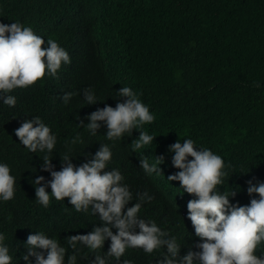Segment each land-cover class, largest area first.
<instances>
[{
    "label": "trees",
    "instance_id": "trees-1",
    "mask_svg": "<svg viewBox=\"0 0 264 264\" xmlns=\"http://www.w3.org/2000/svg\"><path fill=\"white\" fill-rule=\"evenodd\" d=\"M0 21H19L47 40L65 47L90 45L96 51L85 67L83 91L71 92L67 105L59 100L57 83L73 73L58 79L46 75L34 85L13 90L8 94L17 98L15 107L0 101V163L9 165L16 178L14 198L0 201V232L13 264H25L24 242L34 232L58 239L73 254L66 238L99 225L90 212H76L69 198H51L48 207L36 201L37 186L31 181L38 177H44L39 186L52 192L45 155L52 171H61L66 166L63 155H70L79 167L109 145L113 157L106 170L118 168L130 190H141L133 193L131 203L145 191L153 197L140 216L183 241L189 236L177 229L186 227L188 213L167 179L180 171L169 151L179 139L190 138L220 155L228 175L218 187L236 192L232 204H250L248 181H264V0H0ZM106 77L110 83H105ZM123 86L139 93L155 116L140 130L157 138L135 152L131 143L140 131L108 140L107 125L93 136L80 124L95 106L86 103V88L94 89L99 105L115 108L127 99L118 97ZM37 116L57 136L51 153L28 151L15 135L26 119ZM77 133L83 143L73 145ZM157 156L165 158L161 173L150 176L140 159L151 162ZM192 251L199 249L193 246ZM258 253L264 255V242ZM76 255L77 264H90L94 258L84 246H78ZM143 258L134 263L148 264Z\"/></svg>",
    "mask_w": 264,
    "mask_h": 264
},
{
    "label": "clouds",
    "instance_id": "clouds-1",
    "mask_svg": "<svg viewBox=\"0 0 264 264\" xmlns=\"http://www.w3.org/2000/svg\"><path fill=\"white\" fill-rule=\"evenodd\" d=\"M95 56L96 51L90 45L65 47L36 34L33 28L19 21L10 24L0 21V101L15 107L17 98L8 94L13 90L34 85L46 75L58 79L63 73H73L57 83L59 100L67 105L74 95L71 92L83 91L80 89L85 67ZM105 83H110L109 77ZM117 93L118 97L127 99L113 108L99 105L94 89L86 88L85 101L95 106L81 117L80 124L93 136L107 125L108 140L123 139L125 134L131 136L138 130L139 138L131 147L134 152L141 150L157 138L140 130L154 122L155 116L132 88L123 86ZM15 135L30 152L51 153L57 144V136L38 116L26 119ZM78 142L83 143L79 133L71 143ZM169 151L174 154L172 165L180 171L167 179L188 213L186 227L177 230L188 235V240L183 241L163 230L155 220L140 216L142 207L153 197L145 191L131 203L133 193L141 190H130L118 168L106 170L113 153L104 144L89 162L79 167L71 163L70 155H63L66 166L61 171H52L51 159L44 156L45 170L53 177L49 182L52 192L49 194L45 187L39 186L44 177H38L31 181L37 186L36 201L48 207L51 198L58 201L69 198L76 212H90L99 225L91 232L66 238L65 243L73 249V254H68L58 239L49 238L42 231L30 234L24 242L28 249L22 256L25 264H33L32 257L34 264H77L78 246L94 253L90 264H135L142 256L149 259L148 264H264V255L256 254L258 245L264 242V181L258 184L248 181L247 192L253 197L249 205L232 204L236 192L218 187L228 175L220 155L198 146L190 138L183 142L179 139L169 146ZM164 160L163 156L151 162L147 157L142 158L141 168L150 176L159 175ZM15 183L10 166L0 163V201L14 198ZM5 240V234L0 232V264H13ZM106 241H109L107 252L101 254ZM192 245L199 251H192Z\"/></svg>",
    "mask_w": 264,
    "mask_h": 264
}]
</instances>
